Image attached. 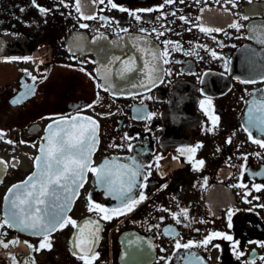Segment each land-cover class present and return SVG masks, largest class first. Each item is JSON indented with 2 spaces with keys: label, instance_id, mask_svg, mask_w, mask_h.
I'll return each mask as SVG.
<instances>
[{
  "label": "flooded vegetation",
  "instance_id": "obj_1",
  "mask_svg": "<svg viewBox=\"0 0 264 264\" xmlns=\"http://www.w3.org/2000/svg\"><path fill=\"white\" fill-rule=\"evenodd\" d=\"M65 2L69 7L59 0H36L48 9L42 15L31 0H0V133L4 134L0 160L6 162V166H0V218L6 211L4 197L8 189L35 170L34 158L39 155L47 126L53 120L79 114L98 124L94 166L106 158H120L118 162L127 163L124 158L130 156L144 165H153L144 170L151 172L147 187L133 192L138 196L142 190L147 199L126 216L100 220L102 231L95 244L98 258L93 264H165L161 257L171 258L170 264H185L181 258L188 257L196 264L192 253L202 264H264L260 259L264 257V247L260 246L264 243V208L259 207L264 204V189L254 190V185H264V148L252 143L244 131L246 102L264 96V44L259 42L264 38V0H233L236 7L225 0H175L171 5H165L164 0H114L116 9L107 0L104 4L82 0L80 13L75 0ZM119 7L154 11H137L141 16L137 21ZM81 13L96 18L85 20ZM243 16L249 18L241 19ZM234 22L242 25L239 31L229 27ZM82 23L89 27L81 28ZM194 25L222 31L204 33ZM253 26L255 30L250 31ZM141 28L147 32H141ZM157 32L164 35L157 38ZM136 36L149 40L161 52L166 40L178 43L181 50L172 51L173 44L168 45L170 62H159L164 72L155 86L143 88L136 84L109 91L98 88L103 80L92 78L98 67L93 61H112V53L117 56L113 44L136 43L130 39ZM209 50L220 58H213ZM25 57L30 59H11ZM118 72L119 61L113 65L110 78H118ZM144 73L145 69V78ZM32 87L34 94L25 95ZM21 96L22 102H13ZM201 101H205L203 106ZM148 114H152L150 120L140 118ZM212 116H218L219 123L209 131L213 128ZM251 131L253 138L264 139L256 129ZM125 134L131 139L125 140ZM229 137L231 143L226 142ZM129 143L132 152L128 151ZM197 145L202 146L194 154L178 151ZM158 156L162 159L157 167ZM199 160L204 161L203 167L193 170ZM241 183L247 187H234ZM249 191L247 199L251 203H245ZM89 195L101 205L118 203L88 173L67 212L80 224L90 218L99 219L88 211ZM181 209H187L188 219L179 215ZM229 210L233 213L231 228ZM172 213L178 214L181 223H176ZM166 228L172 230L167 236L163 234ZM212 231L232 235L234 241H239L236 251L231 242L223 240H214L207 249L177 251L173 247L177 238L182 243L202 241ZM17 238L14 245L0 246V264H14L12 257L16 264H82L73 254L76 229L70 225L53 232L51 248L39 251L30 249L29 244L38 248L40 238L6 226L0 229L4 242ZM236 252L244 254L237 258Z\"/></svg>",
  "mask_w": 264,
  "mask_h": 264
},
{
  "label": "snow or ice",
  "instance_id": "obj_2",
  "mask_svg": "<svg viewBox=\"0 0 264 264\" xmlns=\"http://www.w3.org/2000/svg\"><path fill=\"white\" fill-rule=\"evenodd\" d=\"M183 2L184 0H180V3ZM216 2L219 3V0H216ZM31 3L42 15L47 13L48 9L38 5L36 0H31ZM59 3L64 5V7H69L65 0H59ZM93 3L104 4L105 0H93ZM164 3L165 5H171L175 3V0H164ZM197 3H199V0H197ZM225 3H232V6L236 7L233 0H225ZM81 4L82 0H75V8L78 13L81 12ZM107 4L110 5L112 9L118 7L114 0H107ZM159 7L163 8L164 5ZM101 11H103V9H101ZM119 11L129 12V15L134 16L137 21H140L141 16L137 14V11L152 12L154 9L148 8L129 11L124 7H119ZM168 14L175 16V12H170ZM81 18L89 20L95 19L96 17L94 15H84L81 13ZM248 18V16L241 17V19L244 20H247ZM100 19L106 20L107 18L100 17ZM180 19L185 23L189 22L184 16H181ZM196 19L199 20L200 18L197 17ZM80 27L88 28L89 25L82 23L80 24ZM194 27H198L199 30L204 33L222 31L221 28H210L201 25H194ZM229 27H233L239 31L242 25L234 22L230 24ZM188 30L191 31V28ZM249 30L254 31L255 26L251 27ZM261 30H264V25H261ZM122 31L127 33L128 29H122ZM140 31L147 32V30L143 28H141ZM152 31L156 32V29H153ZM162 35H164V32H157V38ZM130 39L136 42L134 46L137 47L139 51L146 53L150 57V59L146 60L144 63L145 79L139 83V86L143 88H148L150 85L155 86L157 80L161 78L160 74L164 72L160 67L159 62H170L167 59L170 55L168 45L173 44L172 51H179L181 50L179 44L167 40L163 41L165 48L161 52L159 49L155 48L154 45H151L149 40L143 37L136 36L130 37ZM259 42L264 44V38ZM141 43H143L144 47H140ZM203 47L206 48L207 46ZM221 47H223V44H221ZM209 51L213 58H220L215 51ZM11 59L28 60L30 58ZM116 61H119L118 75L121 79H126L129 73L135 71V58L120 60L119 57H114L112 61H109L106 64H100L99 62L93 61V63L98 64V67L95 69L96 76L92 78L103 80V83L97 84L98 88H103L104 91H109L112 88L110 73ZM8 62L11 61L9 60ZM224 67L227 71V62H225ZM79 70L84 71L83 68ZM88 75L92 76L91 73H88ZM32 80L35 81L36 77L33 76ZM241 82L255 83L256 81L242 80ZM132 86L136 87L137 85L134 84ZM34 92L35 88L32 87L25 95L34 94ZM97 95L99 97V94ZM23 99L24 96H21L13 102L20 103ZM207 102L209 104L211 103L210 100H207ZM204 103L205 101H201L202 106ZM246 103L248 104V116L246 121L247 126L244 128V131L248 132L249 139L252 143L264 148V139L253 138L251 131V129H256L261 136H264V96L259 100L253 98ZM88 107H92V105H89ZM151 116L152 114H148L147 116L140 118L150 120ZM211 119L213 128H210L209 131H212L219 123L218 116H212ZM97 130L98 124L94 119L79 114L53 120V122L47 126L45 129L46 135L42 138L44 142L40 144L38 149L39 155L34 158L35 170L24 181L10 187L4 197L6 211L4 212L3 217L0 218V229L6 226L7 228L14 229L18 232H28L32 236L40 238L38 248H34V246L29 244L30 249L39 251L41 249L51 248L50 236L53 232L70 225L73 229H76V238L73 244L76 251H74L73 254L82 261V264H93L98 258V253L95 252V244L98 242L99 233L102 231L100 220L111 221L113 218L126 216L147 199V196L142 190L139 191L138 196H134L133 192L138 188L143 189L147 187L145 182L147 181L148 176L151 175V172L149 171L145 173L144 170L145 167L151 168L153 166L152 164L144 165L142 162L138 161L135 156L124 158L129 161L127 163L118 162L120 158H112L111 160L106 158L103 163L94 166L92 156L99 143ZM3 136L4 134L0 133V139H3ZM124 139L130 140L131 137H129L128 134H125ZM6 142L9 144L13 143L11 140ZM226 142L231 143V138L229 137ZM20 143H24V141H21ZM201 146L202 145L181 148L178 151H180L181 154H184L185 152L194 154L197 148ZM33 147H35V145H33ZM117 147H123V145ZM127 148L129 152L133 151V145L131 143L128 144ZM173 158L177 159L178 157ZM160 159H162V157L158 156L156 158L155 166H159L158 161ZM243 159L246 161L247 157L244 156ZM192 160L193 156H190L188 162L191 163ZM203 165V160L196 161L193 170H199ZM0 166H6V162L0 160ZM243 167L244 166L241 165L242 169ZM88 173L93 175L96 184L105 192V194L112 200L118 201V203L116 206L101 205L94 202L91 195H89L88 211L90 213H95L99 219L90 218L85 220L83 224H80L76 220L71 219L67 215V212L70 210L74 199L79 195V189L86 183ZM163 187L167 186L164 185ZM234 187L246 188L247 186L241 183L239 185H234ZM262 189H264V185H254L255 191L259 192ZM250 194V191L245 193V203H251V201L247 199V196ZM253 199L258 200L259 197H253ZM259 207L264 208V204L259 205ZM161 210L168 211L167 209ZM179 215L183 216L184 219H188L187 209H181ZM232 215V211L229 210L227 214L229 228L232 226ZM172 216L177 224L181 223L177 213H172ZM161 220H163V217H161ZM201 222L203 223V221ZM171 232L172 230L170 228H166L164 229L163 234L167 236ZM4 234L6 235V233ZM214 240L231 242L234 251H236L239 244V241H234L233 236L227 232L212 231L209 232L202 241L190 240L186 243H182L181 240L177 238L175 239L173 247L177 251L180 249L188 250L193 247L207 249ZM16 243H18V238L7 243L0 239V246H3L4 248H7L10 244L14 245ZM260 246L264 247V243H261ZM213 247L219 248L220 245L214 244ZM161 251H164V249H161ZM236 254L237 258H239V256H242L244 253L236 252ZM174 255H176V253H174ZM190 256L195 257L196 264H202V261L199 257H196L195 253L190 254ZM12 259L14 264H16L15 257H12ZM160 259L165 260V264H170L171 258L161 257ZM181 259L184 260L185 264H192L191 258L182 257ZM260 259L264 260V257H260ZM248 264H253V261H249Z\"/></svg>",
  "mask_w": 264,
  "mask_h": 264
},
{
  "label": "water",
  "instance_id": "obj_3",
  "mask_svg": "<svg viewBox=\"0 0 264 264\" xmlns=\"http://www.w3.org/2000/svg\"><path fill=\"white\" fill-rule=\"evenodd\" d=\"M134 45L135 43H133L132 41H129L127 43L122 42L121 44H113V50L117 51V56L114 53H112V59L114 57H119V53H121L119 57L120 60H127L129 58H135V63H134L135 71L129 73L126 79H121L120 77L111 79L110 80L112 84L111 90L131 87L132 85L134 84L136 85L145 79L142 76V74L145 69L143 68L144 63L146 60H148L147 54L139 51V49L135 47ZM140 47H143V46L140 45Z\"/></svg>",
  "mask_w": 264,
  "mask_h": 264
}]
</instances>
